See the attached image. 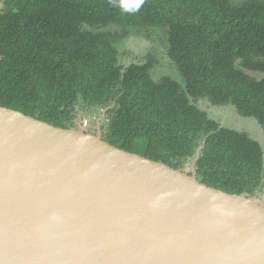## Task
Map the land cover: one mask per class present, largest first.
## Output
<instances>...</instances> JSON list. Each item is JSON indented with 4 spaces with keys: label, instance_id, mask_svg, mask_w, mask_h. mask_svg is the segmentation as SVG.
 Segmentation results:
<instances>
[{
    "label": "trees",
    "instance_id": "16d2710c",
    "mask_svg": "<svg viewBox=\"0 0 264 264\" xmlns=\"http://www.w3.org/2000/svg\"><path fill=\"white\" fill-rule=\"evenodd\" d=\"M2 5L0 106L81 131L82 110L106 109L102 137L112 145L188 173L204 145L200 181L259 199L261 142L221 126L197 102L232 104L264 127V0H145L134 13L110 0ZM156 29L180 80L154 78L152 54L120 63L126 39Z\"/></svg>",
    "mask_w": 264,
    "mask_h": 264
},
{
    "label": "water",
    "instance_id": "95a60500",
    "mask_svg": "<svg viewBox=\"0 0 264 264\" xmlns=\"http://www.w3.org/2000/svg\"><path fill=\"white\" fill-rule=\"evenodd\" d=\"M105 114L0 106V264H264V203L200 181L204 145L188 173L104 140Z\"/></svg>",
    "mask_w": 264,
    "mask_h": 264
},
{
    "label": "rangeland",
    "instance_id": "374dc122",
    "mask_svg": "<svg viewBox=\"0 0 264 264\" xmlns=\"http://www.w3.org/2000/svg\"><path fill=\"white\" fill-rule=\"evenodd\" d=\"M2 6V0H0V10ZM120 49V63L125 67L132 62L143 63L146 60V56L152 54L158 59L157 65L152 71L154 78L159 79L163 76H170L178 80L181 79L176 65L168 57L167 40L163 31L152 30L150 38L132 36L120 45ZM197 105L207 111L210 117L216 119L222 125L247 132L251 137L259 140L264 148V127L260 125L257 119L243 116L232 104L218 106L212 104L208 99H200ZM104 112H106V109L101 108L86 112L82 110L77 125L82 126L83 121L89 119V125L85 127L83 124L82 131L96 134L97 121L103 116ZM188 167L191 168V164ZM257 201L264 203V188Z\"/></svg>",
    "mask_w": 264,
    "mask_h": 264
},
{
    "label": "clouds",
    "instance_id": "9594fccd",
    "mask_svg": "<svg viewBox=\"0 0 264 264\" xmlns=\"http://www.w3.org/2000/svg\"><path fill=\"white\" fill-rule=\"evenodd\" d=\"M113 7H119L125 13H134L145 4V0H110Z\"/></svg>",
    "mask_w": 264,
    "mask_h": 264
},
{
    "label": "built area",
    "instance_id": "2783aa9c",
    "mask_svg": "<svg viewBox=\"0 0 264 264\" xmlns=\"http://www.w3.org/2000/svg\"><path fill=\"white\" fill-rule=\"evenodd\" d=\"M83 124H84L85 127H87L89 125V119H85L83 121Z\"/></svg>",
    "mask_w": 264,
    "mask_h": 264
}]
</instances>
